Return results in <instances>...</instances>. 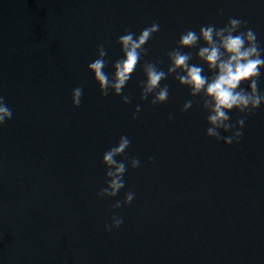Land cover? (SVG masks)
<instances>
[{"label": "water", "instance_id": "water-1", "mask_svg": "<svg viewBox=\"0 0 264 264\" xmlns=\"http://www.w3.org/2000/svg\"><path fill=\"white\" fill-rule=\"evenodd\" d=\"M230 17L264 47V0H0V95L13 113L0 126V264H264V105L244 117L239 143L224 144L205 135L199 98L173 76L161 81L165 103L140 99L144 62L166 71L182 33ZM152 23L159 31L122 90L131 102L102 96L87 69L97 47L111 74L118 37ZM182 51L197 62L196 49ZM121 135L124 157L141 165H126L116 197H98L102 155ZM112 215L123 223L106 231Z\"/></svg>", "mask_w": 264, "mask_h": 264}, {"label": "clouds", "instance_id": "clouds-1", "mask_svg": "<svg viewBox=\"0 0 264 264\" xmlns=\"http://www.w3.org/2000/svg\"><path fill=\"white\" fill-rule=\"evenodd\" d=\"M158 31L159 25L152 23L139 34L126 30L125 34L120 35L116 42L120 45L122 55L112 62L114 71L111 74L104 71L109 63L104 45L97 47V58L87 64V69L92 73L102 96L107 97L110 92L121 96L137 65L141 64L142 57L147 55L148 50L144 46ZM183 49H196L197 62L192 63V53L184 52ZM166 55V71L158 67L161 61L143 63L144 80L139 85L141 101L151 97L149 102L152 105L165 103L169 97V88L166 84L162 86L161 81L171 75L179 85L189 90L190 97L199 98L197 104L207 113L206 122L209 125L205 135L215 138L217 142L223 141L224 144L239 143L245 125L244 117L264 105V91L258 88L261 76L264 75V47L254 31L247 27V21L230 17L223 27L201 26L198 33L186 30L176 41V47ZM245 84L247 87L243 86ZM82 94L81 87L72 89L73 107H79ZM121 100L129 104L131 97L123 95ZM193 103L192 99L187 100L180 111H188ZM234 109L244 116L233 123L229 113ZM140 110V106L136 105L132 119H136ZM12 116V110L4 96L0 95V126L11 120ZM168 118L171 120L172 115ZM221 131L230 134L221 135ZM129 146L130 140L121 135L118 142L103 153L101 163L106 169L105 187L97 193L98 197H116L125 187L126 165L131 169L140 167L139 159L124 157ZM117 157L123 158L117 160ZM151 160L149 157V162ZM134 196L133 191H127L123 204H130ZM119 207L121 201L117 200L112 208ZM122 223V217L112 215L111 224H105V230L111 231Z\"/></svg>", "mask_w": 264, "mask_h": 264}]
</instances>
